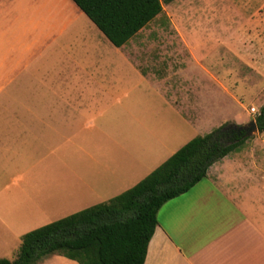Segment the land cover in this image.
I'll use <instances>...</instances> for the list:
<instances>
[{"label":"crops","instance_id":"obj_1","mask_svg":"<svg viewBox=\"0 0 264 264\" xmlns=\"http://www.w3.org/2000/svg\"><path fill=\"white\" fill-rule=\"evenodd\" d=\"M99 32L71 0H0V104L26 106L25 112L0 113V168L17 163L34 167L29 156L51 152L60 138L74 136L90 121L91 111L99 114L96 106L123 101L122 128L90 137L91 154L100 149L112 158L105 173L92 164L90 192H96L102 180L129 186L117 194L110 186L108 201L195 136L232 123H205L198 105L194 115L198 97L190 95L193 84L179 74L187 60H177L194 51L126 49L140 32L116 48ZM193 62L215 79L203 60ZM124 75L152 87L158 96L154 102L165 106L157 109L159 114L146 120L145 112L130 111L131 104L140 106L145 99L127 101L138 87L122 80ZM35 88H40L36 98ZM234 119L233 124L242 126L240 117ZM185 127L191 137L179 144L185 135L178 129ZM242 153L237 150L215 162L201 181L163 204L143 264H264V169L255 151ZM147 166L152 169L142 172ZM37 264L78 263L51 254Z\"/></svg>","mask_w":264,"mask_h":264},{"label":"rangeland","instance_id":"obj_2","mask_svg":"<svg viewBox=\"0 0 264 264\" xmlns=\"http://www.w3.org/2000/svg\"><path fill=\"white\" fill-rule=\"evenodd\" d=\"M86 22L83 16V28L87 26ZM135 48L194 51V54H182L181 59L177 58L187 60L179 74L185 76L184 81L193 84L190 95L194 99L198 97L193 105L194 115L198 113V105L205 123L212 125L221 119L235 123L234 118L240 117V125L247 124L254 120L259 107L264 104V0H175L163 5L162 13L126 47L128 50ZM192 60H203L202 65L210 69L215 79L212 80L196 63H191ZM181 64L178 66L182 67ZM122 80L132 88L135 84L138 87L131 91L127 101L145 99L140 106L131 104V112H145L148 120L160 113L159 107H165L154 102L158 96L141 79L132 81L129 75H124ZM201 86H204L203 90ZM32 93L36 98L40 88H35ZM125 106L123 101L96 106L99 114L91 111L90 121L80 125L74 136H67L64 141L60 138L61 144L50 147L51 152L29 156L34 167L17 163L18 167L0 168V259H14L21 235L106 201L110 186L116 194L129 187L128 184L109 185L102 180L96 183L97 191L90 192L92 164L102 173L112 164V158L100 149L91 154L90 137L100 130H120ZM93 108L91 106V110ZM25 110V105L0 104V113ZM173 115L171 111L170 116ZM163 117L169 118L167 113ZM178 130L179 134L185 135L178 138L179 144L191 137L189 128ZM238 150H242L244 156L255 151L264 169V132H256ZM151 169L147 166L142 172Z\"/></svg>","mask_w":264,"mask_h":264},{"label":"trees","instance_id":"obj_3","mask_svg":"<svg viewBox=\"0 0 264 264\" xmlns=\"http://www.w3.org/2000/svg\"><path fill=\"white\" fill-rule=\"evenodd\" d=\"M71 1L120 48L174 0ZM253 121L257 132L263 133L264 104ZM239 127L226 123L197 135L123 193L25 233L14 259L2 258L0 264H37L51 254L78 264H143L160 208L191 189L212 164L251 138Z\"/></svg>","mask_w":264,"mask_h":264},{"label":"water","instance_id":"obj_4","mask_svg":"<svg viewBox=\"0 0 264 264\" xmlns=\"http://www.w3.org/2000/svg\"><path fill=\"white\" fill-rule=\"evenodd\" d=\"M239 129L244 130L247 136H252L257 132L256 125L253 120L248 122L247 124L240 126Z\"/></svg>","mask_w":264,"mask_h":264},{"label":"built area","instance_id":"obj_5","mask_svg":"<svg viewBox=\"0 0 264 264\" xmlns=\"http://www.w3.org/2000/svg\"><path fill=\"white\" fill-rule=\"evenodd\" d=\"M251 112H252V113H255L254 109H251Z\"/></svg>","mask_w":264,"mask_h":264}]
</instances>
